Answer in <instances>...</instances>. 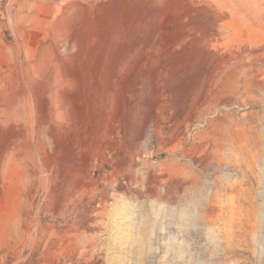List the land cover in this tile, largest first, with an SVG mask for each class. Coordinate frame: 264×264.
<instances>
[{
	"label": "rangeland",
	"instance_id": "1",
	"mask_svg": "<svg viewBox=\"0 0 264 264\" xmlns=\"http://www.w3.org/2000/svg\"><path fill=\"white\" fill-rule=\"evenodd\" d=\"M224 3L234 46L213 2L0 0V264H264V0Z\"/></svg>",
	"mask_w": 264,
	"mask_h": 264
},
{
	"label": "bare ground",
	"instance_id": "2",
	"mask_svg": "<svg viewBox=\"0 0 264 264\" xmlns=\"http://www.w3.org/2000/svg\"><path fill=\"white\" fill-rule=\"evenodd\" d=\"M202 1H207L209 3H214L217 5V9L221 12V14H224L228 17L231 18L230 21L226 22L223 27L227 28L228 31L224 32V38L229 37L233 35L226 43L225 45H230L234 46L238 40V38H241L244 34H253L254 28L253 24L251 23L248 27L247 30H245L242 26L241 23L238 20V14L239 12L237 11L236 7H229L227 4H225V0H202ZM257 29V28H256ZM218 39H223V37H220V35H217ZM225 47V46H224Z\"/></svg>",
	"mask_w": 264,
	"mask_h": 264
}]
</instances>
